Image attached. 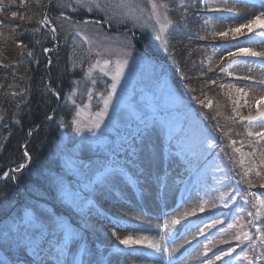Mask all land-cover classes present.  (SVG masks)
Here are the masks:
<instances>
[{"label": "rangeland", "instance_id": "374dc122", "mask_svg": "<svg viewBox=\"0 0 264 264\" xmlns=\"http://www.w3.org/2000/svg\"><path fill=\"white\" fill-rule=\"evenodd\" d=\"M28 1L21 3L20 0L17 3L16 0H0V30L9 22L14 24L22 21L28 10ZM201 1L198 17L204 27L199 25L198 30L203 36L199 39V45L191 44L192 59H189L192 67L190 74L199 79L201 89L189 86L187 82L191 80V76H179L177 68L162 57L166 50L164 40H167L172 26L167 7H161V4H166L165 1L63 0V8L74 12L84 10L86 14H101L108 17V20L86 19L77 22L61 15L63 20H58L57 26L50 24L48 19L42 23L55 39L54 48H48L49 50L58 48V37L62 42L68 36H72L74 40L80 66H77L75 86L70 93L75 101L73 104L69 100L72 119L79 109L81 114L78 119L86 123L103 107L102 97L110 90L111 74L115 71V61L119 59L127 60L128 63L112 96L110 115L115 116L117 111L127 112L131 98L135 96L137 102L151 100L155 105H166L171 118L175 123H182L186 132L187 147L176 155H170L166 140L162 144L158 141L161 169L153 178L149 177L151 167L140 174V168L148 166L137 161L117 180L118 185L113 188L109 187L111 182L106 185L93 182L95 165L83 177L77 176L65 166V153L61 150L65 145L71 147L73 142H78L79 137L87 133L77 134L69 126L61 128L57 125L58 140L53 144V155L58 161V178L63 179L64 187L71 194V203L75 204L71 208V213L74 214L72 221H66L76 229L80 245L87 249L88 255H81L79 247L73 249L75 256L85 264H264V259H254L255 256L264 254V244L256 240L257 229L248 223L258 222L264 234V209H261L258 220H255L257 214L253 207L256 197L264 201V140L256 143L254 137L247 135V122H239L238 119L233 122L229 119L233 115L234 101L240 95L236 91L238 88L248 92L249 95L242 98L240 103L243 105L244 99H247L249 106H243L237 111L244 116L255 114L254 99L264 96V85L259 83L264 80V67L260 66L264 57L240 55L235 58L244 63L234 64L228 72L220 71L233 59L228 53L235 52L236 47L230 45L238 44L240 47L264 52V37L256 34L264 29L257 28L252 33L245 29L244 34L236 40L232 39L231 32L227 37L213 35L246 23L252 16L264 11V8L259 7L261 0ZM152 2L157 5L155 13L151 7ZM223 2L226 7L217 8ZM97 4L100 8L96 7ZM228 9L239 16L234 17ZM13 12L17 13L15 17ZM45 17L47 16L43 14L41 21ZM157 19L162 24L171 22L160 39H156L159 31ZM127 22L131 28H118ZM53 28L55 32L52 31ZM1 37L3 33L0 31V64L7 57V46ZM85 37L88 43L84 42ZM136 40L141 48L135 45ZM142 56L147 57V60H142ZM105 59L110 62L109 75H104L98 68L92 69L89 74V69L97 60L102 63ZM246 76L251 79H239ZM93 80L97 82L93 84ZM90 90L93 94L91 100L88 97ZM200 101L205 104L211 101L212 105L206 108ZM105 120L111 124L109 117H105ZM249 130L256 132L261 129L255 126ZM249 140H252L251 144ZM231 141H236L234 146ZM234 148L241 150L236 152ZM253 148L255 153L247 155L252 153ZM82 157L85 160L90 158L86 152L82 153ZM241 160L243 164L240 163ZM118 163L124 165L125 160L122 158ZM245 172H248L247 176L244 175ZM57 186V192L68 197L60 183ZM221 192L228 193L224 198L228 202L227 207L219 200ZM110 195L114 200L107 199ZM26 199L25 195L23 201ZM59 201L55 202L60 208L65 200ZM202 202H206L205 210L200 212L198 209ZM39 204L26 205L21 201L20 204L13 201L12 205L17 206L19 211L22 210L14 224L24 216L26 208L40 218L52 211ZM67 206L70 207L69 203ZM107 210L132 219L119 221L109 215ZM250 212L253 213L252 216L249 215ZM173 220L178 223H172ZM217 221L218 223H214ZM233 223L240 226L229 228L228 225ZM137 224H143V231L150 232L152 240L166 246L168 253L156 252L143 244L131 248L120 244L119 240L131 236L129 234L136 229ZM209 224H213V227L205 228ZM164 225L167 227H163ZM201 229L205 231L201 233ZM10 230L19 239L24 231L23 229L17 234L12 227ZM113 232L116 233L115 236L112 235ZM241 232L249 233L250 239L256 240L255 247L250 246V241L233 239ZM56 240L57 236L50 230L44 247L49 246L48 241L54 245ZM205 246L208 248L207 252ZM229 247L234 249L231 255L224 256L221 260L215 259ZM245 252L248 253L249 260L243 259ZM46 264H55L54 252L47 254Z\"/></svg>", "mask_w": 264, "mask_h": 264}, {"label": "trees", "instance_id": "16d2710c", "mask_svg": "<svg viewBox=\"0 0 264 264\" xmlns=\"http://www.w3.org/2000/svg\"><path fill=\"white\" fill-rule=\"evenodd\" d=\"M162 1L168 5L167 11L172 19L162 57L177 68L179 76H191V44L199 45L203 36L198 30L199 25L204 27L198 17L202 1ZM62 2L29 0L22 21L9 22L0 30L3 33L1 40L7 46V57L0 64V261L11 264H15L18 257L25 261L32 259V250L18 249L19 238L10 230L16 217L22 214V210L12 205L13 201L26 205L39 202L42 207L62 213V218L67 217L65 220L68 222L74 217L71 208L75 204L57 192L59 167L53 155V144L58 140L57 125L60 122L69 124L72 119V105L66 97L75 86L74 78L80 61L77 60L72 36L64 38V42L58 37V48L44 52V49L54 48L55 39L48 27L39 22L43 14L55 26L58 20H63L61 15L77 22L86 19L106 21L108 17L86 14L84 10L70 11L63 8ZM118 28L129 29L131 26L127 22ZM134 43L141 48L137 40ZM190 78L187 84L201 89L199 79ZM48 116L53 119H47ZM21 164L25 165L22 169L19 168ZM5 172L9 173L7 177L3 175ZM12 176L16 177L15 181ZM23 194L26 201H23ZM59 200H65L60 208L55 202Z\"/></svg>", "mask_w": 264, "mask_h": 264}, {"label": "snow or ice", "instance_id": "6c2138e0", "mask_svg": "<svg viewBox=\"0 0 264 264\" xmlns=\"http://www.w3.org/2000/svg\"><path fill=\"white\" fill-rule=\"evenodd\" d=\"M23 2L24 0H21V3ZM167 6V4H161V7L166 8ZM96 7L100 8V5L97 4ZM151 7L155 13L157 5L152 2ZM259 7L264 8V0H261ZM227 11L232 13L234 17L239 16V14L233 12L232 9H228ZM12 15L15 17L17 13L13 12ZM46 20L47 17L39 23H45ZM85 23H87V21H85ZM170 23L171 22L168 21V23L162 24L159 19L156 20V24L159 25V31L156 33V39H160L161 35L166 32L168 24ZM257 28L264 29V11H260L256 15L252 16V18L248 19L246 23L225 31L216 32L213 35L227 37L229 32H231L232 39L236 40L237 37L244 34L245 29L247 32L252 33ZM36 31H38V29H36ZM52 31L55 32V28H53ZM153 31H155V28H153ZM77 34L79 35V33ZM256 34L264 37V31H259ZM84 42L88 43L86 37L84 38ZM164 43L167 44L168 41L164 40ZM230 46L236 47V51L228 53L229 57H233V59L220 69L221 72H228V69L234 64L244 63V61L235 58L240 55L247 57H264V52H257L251 48L240 47L238 44ZM44 51L48 52L50 50L44 49ZM29 55H31V53H29ZM141 59L147 60V57L142 56ZM49 63H51V61H49ZM109 63L110 62L107 59L103 60L102 63L100 60H97L96 63H94L89 69V74L92 69L98 68L104 75H109ZM127 63V60L117 59L115 61V71L111 74L112 83L109 86L110 90L106 96L102 97L103 107L91 116L86 123L78 119L81 114L79 109L76 111L70 124H66L65 122L59 123V127L65 128L66 126H69L77 134L87 133V135L80 136L78 142H73L71 147L65 145V147L61 150L65 153V166L77 176L83 177L86 175L87 171H91L95 165L96 174L93 182L100 185H106L109 182H115L121 179L125 173L128 172L129 167L134 166L137 161H141L143 165L148 166L141 167L140 174L147 172L148 168L157 162L158 141L161 144L164 140L167 141L170 155H176L183 152L187 147L185 129L182 123L174 122L166 105H155L151 100L137 102L135 96H133L127 112L117 111L115 116L110 115L109 105L112 103V96L116 92L117 84L120 83V77L124 75V67ZM260 66L264 67V60L260 61ZM228 74L232 75V73ZM239 79L250 80L251 77L246 76ZM96 82V80L92 81L93 84ZM259 83L264 85V80L259 81ZM73 91L75 92L76 89ZM236 91L240 95H238L234 101L235 107L232 110L233 115L229 117V119L233 122H236L237 119L239 122H247L245 124V130L247 131L248 137H254L255 142L259 143L264 140V96L254 99L256 105L255 114L244 116L240 115L237 110L243 106H249V101L247 99H244L243 105L240 103V100L247 97L249 94L243 88H238ZM56 95L59 94L56 93ZM96 95H99V93H96ZM88 97L89 100L93 98L91 90L89 91ZM66 99L75 104L71 95L66 97ZM200 103H202L206 108H209L212 105L211 101L206 104L203 101H200ZM105 117L110 118L111 124L105 120ZM47 119L51 120L53 117L48 116ZM255 126H258L261 130L256 132L249 130ZM106 128H109L110 130L105 131ZM231 143L234 146L236 141H231ZM251 143L252 140H249V144ZM240 150V148H234V151L236 152H240ZM255 151V148H253L252 153H247V155H252ZM85 152L88 153L90 157L87 160L82 157V153ZM24 155L27 157L28 153L25 152ZM122 158L125 160L124 165H120L118 163V161ZM240 163L243 164V161L241 160ZM24 167V164L19 166L21 169ZM15 171H19V169H16ZM249 171H251V169H249ZM256 174L260 175L259 172ZM3 175L7 177L9 173L5 172ZM244 175L247 176L248 172H245ZM12 179L15 181L16 177L12 176ZM58 183H60L62 190H64L69 199H71V194L68 193L67 189L64 187L62 178L58 179ZM227 196L228 193L226 192H221L219 195V200L225 207H227L228 202L224 198ZM230 199H234V197H230ZM205 203L206 202H202L200 204L198 211L203 212L205 210ZM253 207L256 209L257 214L255 220H258V214L261 209H264V201H262L260 197H256V202L253 204ZM190 214L192 213H185V215ZM249 215L252 216L253 213L250 212ZM62 216V213L58 214L55 211H51L46 214L44 218H40L35 216L31 209H25L24 216L21 217L19 222L14 224L12 228L18 233L21 228L24 229L20 239L17 241V246L18 249H31L32 259L31 261H25L18 257L16 264H46L47 254L53 252L55 254V264H85L83 260L75 256L73 249L79 247L81 255H88L87 249L80 245V236L76 229L63 219ZM172 223H178V221L173 220ZM214 223H218V221ZM248 223L256 227V240H259L261 244H264V234L261 232L262 226L255 221H248ZM239 226L240 225L235 223L228 225L229 228ZM163 227H167V225H164ZM211 227H213V224L205 226V228ZM50 230L57 236V240L54 245L48 241L47 243L49 246L45 248L44 244L46 243V236ZM204 231L205 229H201V233ZM112 235L115 236L116 233L113 232ZM233 239L241 242L250 241L251 247H255L256 245V240H251L250 234L247 232H241L239 235L234 236ZM221 242L227 243V241ZM119 243L124 245L126 248L143 244L154 249L156 252L162 251L164 253H168V248L162 245L161 242L148 239L147 237L134 238L133 236H125L119 240ZM207 251L208 248L205 246V252ZM233 252L234 249L229 247L226 252H221L220 255L215 257V259L221 260L222 257L229 256ZM237 259H240V257H237ZM243 259L249 260L247 252L244 253ZM254 259H264V254L257 255ZM0 264H7V262L0 261Z\"/></svg>", "mask_w": 264, "mask_h": 264}, {"label": "bare ground", "instance_id": "6f19581e", "mask_svg": "<svg viewBox=\"0 0 264 264\" xmlns=\"http://www.w3.org/2000/svg\"><path fill=\"white\" fill-rule=\"evenodd\" d=\"M225 8L226 7V4L223 2V3H220L218 6H217V8ZM218 10V9H217ZM160 160H161V155H160V153L158 152V159H157V162L153 165V166H151V168H150V176L149 177H151V178H153L154 177V174H156V172L157 171H159L160 169H161V166H160ZM151 180H153V179H151ZM153 182V181H152ZM118 185V182L117 181H115V182H111L110 184H109V187H113V188H115L116 186ZM153 184H151V186H152ZM155 185V184H154ZM152 188H154L153 186H152ZM159 189V188H158ZM162 191H163V189H162ZM107 199H110V200H114V198L113 197H111V195L107 198ZM115 208H117V209H119V207L118 206H115ZM107 212H108V214L109 215H111V216H113V218H115V219H117V220H119V221H121V220H123V221H130L132 218H130V217H128V216H122V215H117V213H115V212H113L112 210L110 211H108L107 210ZM138 223V222H137ZM131 234H129V235H131V236H134V237H147L148 239H151L152 240V236L151 235H149V233L150 232H144L143 231V224L141 225V224H137L136 225V229L134 230V231H132V232H130Z\"/></svg>", "mask_w": 264, "mask_h": 264}]
</instances>
